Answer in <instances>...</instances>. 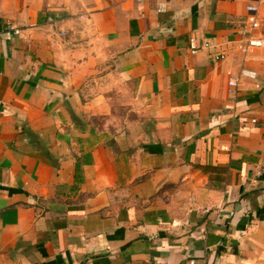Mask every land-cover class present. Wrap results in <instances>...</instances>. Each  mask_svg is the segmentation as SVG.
I'll use <instances>...</instances> for the list:
<instances>
[{
    "label": "crops",
    "instance_id": "crops-1",
    "mask_svg": "<svg viewBox=\"0 0 264 264\" xmlns=\"http://www.w3.org/2000/svg\"><path fill=\"white\" fill-rule=\"evenodd\" d=\"M251 5L0 0V264H264Z\"/></svg>",
    "mask_w": 264,
    "mask_h": 264
},
{
    "label": "built area",
    "instance_id": "built-area-1",
    "mask_svg": "<svg viewBox=\"0 0 264 264\" xmlns=\"http://www.w3.org/2000/svg\"><path fill=\"white\" fill-rule=\"evenodd\" d=\"M258 11L259 7L251 5L248 7V18L245 22V25L243 27L242 35L245 37V44L240 45V50L246 55L248 54L252 49L254 48H260L264 46V40L261 38H256L253 33L255 30H257L260 26V22L258 20ZM18 33V31H16ZM190 47L192 54H197L202 49H209L212 46L209 42H206L202 48H199L197 45V39L195 37H192L190 39ZM215 59L217 61L223 60L226 57V54L224 52H220L214 55ZM228 85L231 89L237 88L238 81L234 78H230Z\"/></svg>",
    "mask_w": 264,
    "mask_h": 264
}]
</instances>
